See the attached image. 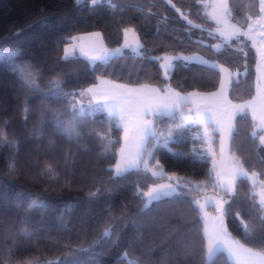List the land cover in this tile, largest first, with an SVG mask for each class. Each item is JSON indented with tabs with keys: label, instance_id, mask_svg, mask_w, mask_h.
Here are the masks:
<instances>
[{
	"label": "trees",
	"instance_id": "16d2710c",
	"mask_svg": "<svg viewBox=\"0 0 264 264\" xmlns=\"http://www.w3.org/2000/svg\"><path fill=\"white\" fill-rule=\"evenodd\" d=\"M230 7L242 25L260 14L259 0H230ZM129 26L142 41L140 55L128 51L95 64L81 55L62 59L66 44L77 34L99 30L109 46L117 47ZM218 41L205 0H97L95 5L91 0H0V47L18 50L14 63L37 75L44 90L23 87L18 73L0 67V144L5 137L10 142L0 146V264H127V259L138 264H205L204 219L191 201L217 188L200 125L185 126L184 139L170 142L175 150L161 143L153 152L150 162L166 174L153 176L140 167L115 177L124 132L115 126L117 117L109 118L106 112L86 116L76 129L83 135L70 140L53 126L50 114L69 121L71 103L83 100L87 105L91 97L80 93L105 76L131 84L169 85L180 92L219 86L216 65L183 57L165 78L158 59L164 54H199L233 69L246 68V74L232 82L230 95L238 103L252 99L257 55L250 40L241 36L215 49ZM54 83L76 92L75 100L44 95ZM180 115L177 110L175 117ZM173 122L161 115L157 128L167 133ZM254 126L249 112L237 115L230 147L247 169L264 179V146L252 135ZM218 141L216 136L215 147ZM13 163L14 170L9 168ZM167 173L202 187H182L176 195L146 203L138 193ZM254 188L248 177L238 178L235 192L225 193L231 205L225 218L232 235L259 250L261 246L248 243L237 227L240 218L253 220L244 210L258 202ZM110 226L112 235L103 236ZM208 264L231 262L226 254H218Z\"/></svg>",
	"mask_w": 264,
	"mask_h": 264
},
{
	"label": "snow or ice",
	"instance_id": "6c2138e0",
	"mask_svg": "<svg viewBox=\"0 0 264 264\" xmlns=\"http://www.w3.org/2000/svg\"><path fill=\"white\" fill-rule=\"evenodd\" d=\"M78 4L80 0H75ZM92 4L95 5L97 0H91ZM171 3V0H169ZM260 6V17H258L256 24L260 28H264V0H259ZM213 7H216L215 5ZM218 7L223 9V12L217 14L213 12L211 14V19H213L217 25H224V28H217V32L221 36L225 37L227 40L232 38L239 39L241 35L251 38L250 33L254 27L253 24H249L248 32H241L235 25L228 23V16L231 15L228 8V0H221V3ZM179 11V10H177ZM187 19V17H184ZM249 19H251L249 17ZM191 23V21H189ZM197 27H199L197 25ZM129 31H134V29H125V33ZM227 33V35H225ZM98 35V34H96ZM75 37H71V41H75ZM127 43L125 47H127ZM217 48L220 46L217 45ZM76 45L75 43L70 44L68 48L64 49V57L62 59L67 60L70 56H75ZM113 50L110 49H101L99 54L95 56H89V60L93 63L95 61H105L109 53ZM115 51H119L116 49ZM83 53V49H81ZM20 53L16 49L11 48H2L0 47V67L7 66L10 71L13 73H18V78L22 82L23 87L33 89L38 92H44L37 83L38 76L28 72L27 67L17 66L14 62L19 58ZM159 59V58H158ZM166 62L170 63L172 59H178L176 57L164 58ZM184 60L191 59L190 57H183ZM7 61V64H5ZM167 75V72L165 73ZM101 84H108L110 87L106 89H96L89 88L80 93V96L89 95L91 98L88 100L87 105L84 104L83 100L78 102L71 103L68 111L71 113V119L65 121L55 113L50 114V120L55 128L59 131L65 133L68 138L78 139L79 136L83 133L78 132L76 129L80 126L83 119L86 116L93 115L97 112H106L111 117H117L118 122L115 124L117 128H123L124 131V140L125 147L121 148L120 155L121 159L115 165L114 176L115 177H124L130 171L137 170L139 171L141 163L144 165V170L149 171L148 169V159H145V153H147L148 158H151L153 152L160 146L161 141L164 142L166 146L168 142H181L184 139V127L189 122V118L180 115L177 119L175 117L176 111L179 109V106L182 102L188 101L193 94H188V96H181L180 93H173L171 90L168 91L165 95H156L153 97H141L139 101V106L132 112L128 105V97L132 93H142L148 91L147 86H144L139 89H130L122 84H114L110 81L101 80ZM150 91L158 93V89H151ZM257 91L264 93V89H261L259 86ZM44 95L48 96L50 99L54 100H75L77 95L76 92H65L58 83H54L52 89ZM262 104L261 111L259 115L260 127L264 130V95L261 96ZM45 107H47L45 105ZM236 110L232 113L234 118L237 115L246 114L247 109L250 105H238L235 106ZM25 111H29L25 109ZM209 109H205L203 114H198L197 120L193 122L207 123L212 120V116L209 114ZM168 115L173 118L174 122L168 125L167 135L165 136L163 132L157 131V121L161 115ZM253 118H256V113L253 111ZM219 123V121H217ZM109 124H112L111 119H109ZM111 129L109 128V131ZM228 135L231 136L233 133V126L231 123L228 125ZM256 135L255 131L252 134ZM106 138L105 135H101V139ZM261 146H264V136L259 137ZM109 143L112 141L109 139ZM2 144H10V142L4 138ZM0 144V146H2ZM149 144L152 145L149 148ZM179 157H185V154L178 153ZM158 163V161H157ZM10 169H15V164L9 165ZM215 173V179L213 181V187L222 189L224 192L232 193L234 192L235 182L239 177H246L248 173L243 167V164L240 161H235L233 165L229 168L216 171V165L213 164V168L210 171V175ZM160 173L157 171H152V175L156 176ZM258 174L252 173V177L255 178ZM169 180H172L173 177H168ZM191 183V182H190ZM261 189L258 193L259 201L253 205L250 209H245V213L253 217V220L245 221L243 218H240L238 229L241 231V234L245 240L253 245L261 246L259 250H256L251 247L245 246L239 240H236L232 237L231 233L228 232L227 227L224 224V216L229 214L231 205L229 201L220 200L216 201L214 197L205 196V204L211 203L219 211V216L215 218V221L211 228L205 227L204 237L207 239V245L203 247L205 253V264H208V261H213L218 254H226L227 259L231 264H264V181L260 182ZM187 185H182L179 178H177L176 184L166 183L158 184L150 188L146 193L140 192L139 195L147 197V202L153 200H159L162 196H169L173 193L180 191L181 187H186ZM253 186L255 187V180L253 181ZM202 185L198 183H192L189 191L195 190L199 191ZM183 195V193H182ZM191 204L194 206V210L203 214L204 206L200 204L199 200L193 199ZM225 205H229L228 208ZM241 216L240 212L235 213V217L239 218ZM115 223V221H113ZM112 235V227L106 228L104 230L103 236L109 237ZM124 258L127 259V253H124ZM127 264H138V261L127 259Z\"/></svg>",
	"mask_w": 264,
	"mask_h": 264
},
{
	"label": "rangeland",
	"instance_id": "374dc122",
	"mask_svg": "<svg viewBox=\"0 0 264 264\" xmlns=\"http://www.w3.org/2000/svg\"><path fill=\"white\" fill-rule=\"evenodd\" d=\"M220 3H221V0H205L206 10H207V13H208L210 18H211V14L213 12H215L217 14H220L223 12V9L218 7V5ZM214 5L216 7H213ZM228 8H229V11L231 13V15L228 16V18H227L228 23L235 25L242 33L249 31V24L254 25V27L250 33L251 38L245 36L247 39L250 40V42H251V44H252V46L256 52V55H257L256 64H255V94H254L252 99L245 101V102H239L238 103V102H234L231 98V95H230L232 82L234 80H238L241 76H244L246 74V68L233 69V68H231L225 64L210 62L205 57H203L199 54L185 55V54L180 53V54H164V55L159 56V63H160V66L162 68L163 75L167 79L170 78L172 70L174 68L175 60H176V59H172L171 62L168 63L164 59L166 57H168V58L190 57L193 60L205 61L207 63H211V64L216 65L221 71L220 84L215 90H212V91L191 90V91H187V92H180V91L172 88L169 85L165 86L164 88H161L160 86L153 84V83L131 84V83H127V82L116 81V80L111 79V78L106 77V76L101 77L99 79V81L96 84H93V86L91 85L90 88L106 89V88L110 87V85H108V84H101V80L110 81L114 84H121L122 83V85L123 84H131V85L147 86V89H149L148 91H145L142 93H132L128 97V105H129V108L132 112H135V110L139 106V101H140L141 97H153L156 95L163 96L166 93H168L169 90H171V92H173V93L178 92L181 94V96H188V94L194 93L195 95L191 96L188 101L182 102L179 106V109H178V110H180V114H183V116L189 118V122L185 126H187L189 124H198L202 127L203 132H204L205 137H206V141H207V148H208L209 152L212 154V168H213V164L215 163L216 171H221V170L229 168L231 165L234 164L235 161H240L243 164L244 169L248 173V176H246V177L249 178L252 185H253V181L255 180L254 193L256 194L257 200L259 201L258 193L260 192V189H261L260 182L264 181V179L261 178L259 172H257L256 170L250 171L249 169H247L245 167L242 159L238 155H236L234 152L231 151L230 144H231L232 135L231 136L228 135L227 129H228L229 123H231V125L233 126V130H234L235 120H236L237 116H235L233 118L232 113L236 110L235 106L246 104V105H250V107L247 109V112H249L252 115V117H253V111H255V113H256V118L255 119L253 118L254 122H255V126L252 130V133L255 131V133H256L255 136H258V135L264 136V130H262L260 127H258L260 125L259 115H260L261 104H262L261 96L264 95V93H260L257 91L258 86L261 89H264V28H260L256 24L257 19H258V17H260L261 13L259 14L258 17L251 18L247 24L242 25V24L238 23L237 21H235L233 18V13H232V10L230 7V0H228ZM217 28L223 29L224 25H217V23H216V30H217ZM125 29H134V31H129L126 34ZM125 29L123 32V42L117 47L109 46L107 44L105 38H104L103 33L99 30H94V31L85 32V33H81V34H77V35L73 36L76 38L75 41L74 42L73 41L68 42L66 44L65 48H68L70 46V44L75 43L76 55H81V56L87 58L88 60H89V58H88L89 56H95V55L99 54L101 49L113 50L112 52L109 53V55L105 61H109L114 56L122 55L123 53L128 52V51L140 55L142 53L143 44H142V41L140 39V36H139L137 30L135 29L134 26H129ZM217 33L220 36V41L215 42L213 44L215 49H221L225 45V43L230 42L232 39H236V38H232L231 40H227L225 37L221 36L219 32H217ZM96 34H98V35H96ZM225 35H227V33H225ZM241 36H243V35H241ZM126 43L128 45L127 47H125ZM217 45H219L220 47L217 48L216 47ZM81 49H83V53H87V55L82 54ZM116 49H119V51L118 52L115 51ZM63 57H64V52H63ZM70 57H73V56H70ZM97 62H104V61H95L94 64ZM166 72H167V75H165ZM128 88L132 89L131 87H128ZM88 89H89V87H88ZM134 89H138V88L134 87ZM151 89H158L160 91L158 93H156V92L150 91ZM205 109L210 110L209 114L212 116V120L207 122L206 124L205 123H199V122H193V121L197 120L198 114H201V115L203 114V111ZM164 115H166V114H164ZM217 121H219V123H217ZM157 131L160 132L158 128H157ZM215 132H218V135H216ZM164 135L166 136L167 133H164ZM216 136L219 138L217 147H215L214 143H213ZM161 143H162V145H164L163 141H161ZM124 147H125V140H124V132H123V141H122V144L119 148V155H118L117 162L120 161V159H121L120 150H121V148H124ZM166 147L172 151L175 150V148L172 147L170 142L167 143ZM145 159H148V169L151 173H152V171H157L160 173L159 175L166 174V171L164 170L163 167H156V166L152 165V163L150 162L151 158H148L147 153H145ZM117 162H116V164H117ZM140 167L144 168L143 163H141ZM114 171H115V166H114ZM252 173H257L258 175L255 178H253ZM167 175H168V177H173V179L169 180L167 177L164 180H160V181L152 184L150 186V188H152L158 184H166V183L176 184L177 178H179L182 185H187V183L184 180H182L177 174L167 173ZM213 176L215 178V173H213ZM237 180L235 182L234 192H235L236 187H237ZM187 186L191 187V185H187ZM150 188H148L145 191V193ZM181 190H182V187L180 188L179 192H181ZM179 192L173 193L169 196L176 195ZM234 192L227 193V192H224L222 189L213 188V190L205 191L201 196L195 198V200H199L200 204L205 205L203 214L201 213L203 216V219H204V230H205V227L211 228L213 223L216 222L215 218L219 216L218 209L215 208L211 203L205 204L204 197L205 196L214 197L216 201H220V200H225V198H224L225 193L226 194H233ZM162 197H166V196H162ZM146 199H147V197H146ZM151 202L152 201L147 202V203L149 204ZM224 224L227 227L228 232L231 233L229 228H228V224H227L225 216H224ZM231 235H232V233H231ZM232 237L236 240H239L242 244H245L244 242H242V240L235 237L234 235H232ZM245 246L250 247L246 244H245Z\"/></svg>",
	"mask_w": 264,
	"mask_h": 264
},
{
	"label": "crops",
	"instance_id": "0c3cea01",
	"mask_svg": "<svg viewBox=\"0 0 264 264\" xmlns=\"http://www.w3.org/2000/svg\"><path fill=\"white\" fill-rule=\"evenodd\" d=\"M122 84V83H121ZM123 85H127V87H131L132 89H134V87H137L138 89L139 88H142V87H144V86H142V85H131V84H123ZM93 86V85H92ZM91 87V86H90ZM89 87V88H90ZM88 89V88H87ZM160 91V90H159ZM261 134V133H260ZM258 137H260V135H258Z\"/></svg>",
	"mask_w": 264,
	"mask_h": 264
}]
</instances>
